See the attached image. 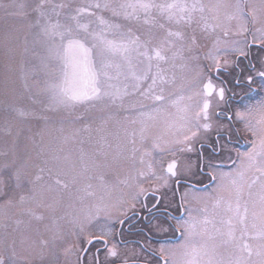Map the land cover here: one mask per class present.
Returning a JSON list of instances; mask_svg holds the SVG:
<instances>
[{
	"label": "snow or ice",
	"instance_id": "6c2138e0",
	"mask_svg": "<svg viewBox=\"0 0 264 264\" xmlns=\"http://www.w3.org/2000/svg\"><path fill=\"white\" fill-rule=\"evenodd\" d=\"M0 7L6 6L0 3ZM206 7L208 6L202 3V0H93L90 4L75 8L64 3H53L52 0H37L33 9L35 15L30 23L34 59L29 62L28 72L37 81L36 93L39 99L33 102L41 104L42 108L32 111L30 115L34 119H46L44 115L46 112L102 104L105 107L124 110L126 113L124 119L130 123L139 122L143 133L147 122L158 119L164 112L165 105L169 103L165 89L169 85H174L176 81L174 74L169 77L168 69L164 65L171 64L175 67L176 59H185L183 55L185 33L180 30V26L191 27L196 22L195 14L200 13L199 19L205 21L204 30L207 31L209 25L203 15ZM220 7L219 4L211 6L214 10ZM65 8L69 11L63 12ZM248 8L252 11L249 12ZM96 10L110 12L114 19H106L103 15H98ZM229 19H238L241 22V32L247 31L245 25L249 19L252 22L260 20L264 23V0H261L259 9L246 4V0H237ZM133 23L159 27L163 29L165 35L157 43L151 32L143 37L134 33L131 27ZM173 24L177 26V30H172L170 26ZM256 32L259 35L254 34L253 43L257 39L264 43V28L257 29ZM188 39L190 42L187 48L190 53L188 59L197 62L192 68L194 77L189 87L192 95L187 97L180 95L170 101L173 107L184 113L181 119L185 122L186 132L183 140L176 141L183 147L176 149L155 143L153 149H159L158 164L151 158V153L145 151L144 156L150 159L146 162L144 156L141 157L140 163L145 165V169L137 174L138 182L135 185L137 191L132 194V199L146 191L143 187L145 181H160L161 186L166 187L169 180H173V183L179 186L180 172L177 161L172 159L165 162L164 155L174 156L176 151H191L185 141L197 137L201 128L205 131L212 128L209 121L213 95L215 94L220 101L225 98L224 88H217L214 79L221 73L220 57L226 55L227 50H220L214 46L213 50L201 57L198 54L195 35ZM177 42H181V47L178 51H173ZM243 44L245 47L248 46L246 39ZM232 51L241 56L246 55L244 47H236ZM202 59L211 63L202 65L199 63ZM258 75L260 77L258 87L264 92V70ZM236 83L239 84L240 81L237 80ZM253 83L254 78L249 75L248 92L253 91ZM193 96L202 99L189 116L191 106L180 108V104L185 99L191 100ZM244 100L243 96L240 97L243 110H237L235 116L245 124V130L250 134L249 149L236 153L240 166L236 171V178L231 180L234 198L228 201H224L223 198L216 199V208L223 206L218 221L209 220L207 217L203 220L192 216L187 219L172 217L177 223L169 227L172 231L179 232L183 243L174 247L162 243L158 249L160 264H264V183L261 184L258 194V211L257 201H251V224L248 222L249 203L242 200L247 173L255 170L264 176V98L256 105H247ZM145 101L153 103L148 105ZM253 111L260 114V119L256 123L248 119ZM25 115L28 114L19 112V116ZM132 115H135L136 119H131ZM200 120L205 123L201 124ZM141 139H144L143 135ZM131 142L135 144L134 139ZM132 151L135 154L137 149L133 148ZM13 163L8 161L0 163V174L5 169H11L10 177L14 180V184L5 191V181L0 175V196L5 197L8 203H11L9 192L24 187L21 182L22 171L14 167ZM43 171L42 168L41 172ZM186 171L190 172L191 167L189 166ZM230 175L222 174L219 189L224 188V177ZM210 178L216 180L215 175ZM40 179L41 176H36V180ZM257 179L260 177L253 179L247 187L251 189ZM54 183L61 185L62 181L56 178ZM27 191L32 193L33 198L43 194V189H38L34 182L29 183ZM190 193L192 198H196L195 191L190 189L180 198L181 206ZM251 195L249 191V196ZM25 199L23 195L19 197L21 203ZM99 213L98 207L95 214H89L90 227L87 232L83 226L80 228L88 245H98L97 254H94L93 260L87 264H98L100 247L105 248L111 257L118 255L116 243H110L113 231L106 219L99 218ZM210 224L212 229L209 239L214 243L197 242L195 237L209 234ZM159 230L166 232L168 229L160 226ZM217 240L218 244L215 243ZM218 248H224L225 253L218 252ZM80 260L78 256L77 264H80ZM0 264H4L3 259H0Z\"/></svg>",
	"mask_w": 264,
	"mask_h": 264
},
{
	"label": "rangeland",
	"instance_id": "374dc122",
	"mask_svg": "<svg viewBox=\"0 0 264 264\" xmlns=\"http://www.w3.org/2000/svg\"><path fill=\"white\" fill-rule=\"evenodd\" d=\"M86 1L90 3L93 0H52L53 3H64L71 5L73 8L75 5L85 6ZM207 5L206 10L209 15L212 16V22L210 28L206 33H200L195 36L198 48V54L203 56L204 53L213 50L214 46L220 50H227L225 56H231L232 49L236 47H242L240 42L234 38L230 33L227 36L220 35L222 30L226 26H234L238 36L244 35L240 31L241 22L238 19H229V16L234 11V5L237 0H202ZM0 3L6 7H0V163L8 161L13 163L14 167L20 168L22 171V184L23 188L16 190L15 192H9L11 203H8L5 197L0 196V218H6L8 222H12L11 218L14 217L17 210L37 207V204L42 203L46 209V213L50 211V207L54 205H65L68 202L78 201L70 193L60 194L62 190L61 185L54 183L55 176L59 179L67 180V187L69 180L72 179L73 173L78 176L79 183L76 185H82L89 183V199L85 200L89 205V212L84 216L85 232L90 227L88 216L89 214H95L97 208H100L99 218L101 220H107L108 225L111 227L115 221L121 216L125 215L129 208V203L134 202L140 204L141 195L132 199V194L137 191L135 188L137 180V174L139 169V161L137 157H133V161L130 150H127V156H120L117 154L115 148H101V154L97 156L96 160L91 164L87 161V156L80 154L79 150L82 149L84 144H81V134L84 130L100 128L110 129L115 137L114 146L118 143L121 146L127 140H135V144H132V149L139 146V153L144 154L145 151L151 153V158L159 161V149H153L155 143H160L166 147L179 149L183 147L182 144L176 143L178 140H183L185 135L186 127L185 122L181 119L184 115L177 107H173L170 103L172 99L184 95L185 97L192 95L189 91L190 84L193 81L194 72L192 71L193 66L197 63L188 59L190 53L187 48L190 46L188 37L192 34H187L185 29L180 28L185 33V40L183 45L185 48V59H179L176 61L178 67L175 70L176 81L174 85H171L165 91V96L169 103L165 105L164 112L160 117L154 121H148L146 129L141 131V124L130 123L124 119V110H118L112 107H105L102 104L95 106L86 107L78 106L74 110H60L55 112H46V119H34L28 117L15 116L12 117V113L7 114L6 110L12 112V107L20 105L24 107H34L35 105L30 103L29 95L30 91L25 90L27 85L33 92L36 93L37 81L33 79L32 75L28 72L29 62L34 59L32 53V35L30 33V23L35 15L33 9L37 3V0H0ZM219 4V9H212V5ZM246 4L254 5L257 9L261 6V0H246ZM249 12L251 8L247 9ZM69 11L65 8L63 12ZM97 14L103 15L100 10H96ZM104 16V15H103ZM105 17V16H104ZM108 19V17H105ZM63 19V15L61 16ZM94 19V18H92ZM162 22V21H161ZM217 26V28H213ZM247 31L251 35L256 36L259 33L257 29L264 28V23L260 20L252 22L250 19L245 25ZM134 33L140 34L142 37L146 36L149 32L156 38L158 43L165 35L163 29L159 27H152L145 24L131 25ZM172 30H177L170 26ZM204 28V27H203ZM230 30V29H228ZM215 34L219 35L214 39L213 44H219L216 46L212 44V36ZM174 39V38H173ZM207 45V46H206ZM201 46V47H200ZM205 46V47H204ZM181 42L176 43L174 50H179ZM202 49H200V48ZM27 49V51H26ZM203 59L199 61L203 65ZM23 74V76H22ZM35 97L37 95H34ZM198 96H193L191 100L185 99L181 101L180 108L185 106H191L188 115L190 116L192 109L199 104L197 102ZM152 101H145L146 104L150 105ZM260 101L257 102V104ZM153 103V102H152ZM256 105V104H255ZM40 106H42L40 104ZM136 119L135 115L130 117ZM248 119L253 123H256L260 119V114L256 111L248 116ZM85 127H88L85 129ZM120 132L121 136L118 133ZM117 135V137H116ZM143 135L144 139H141ZM34 142H37L36 144ZM187 141H185L186 143ZM112 148V149H111ZM42 150L43 155L41 158L38 156ZM247 150H244L245 152ZM183 152V151H182ZM181 151H176L175 155L166 154L164 155V161L167 162L172 158L182 154ZM7 153V156H5ZM136 153V154H137ZM132 162V163H131ZM239 161L237 164L228 171L214 170L216 175V183L207 191H195V197H187L189 203H191L190 216L203 220L204 215L208 219L211 217V211L209 205L218 199L223 198L224 201H228L234 198V186L231 184V180L236 178L235 174L239 168ZM44 169L41 172V169ZM158 171V168H157ZM11 169H5L2 177L5 181V191H8L14 180L10 177ZM258 173L255 170L248 172L244 180V194L242 197L243 201H247L250 207L249 213V224L252 222L251 216V201H257V211L259 210L258 194L260 186L264 183V176L257 174L260 179H257L256 183L252 185L251 189L247 187L250 184V176ZM222 174H231L225 176L223 180L224 188L219 189L221 184ZM36 176H41L42 179L36 180ZM89 177V178H88ZM127 178L126 185L123 186L120 182ZM34 182L36 187H43V194L37 195L35 198L32 197V193L27 191L29 183ZM252 182V181H251ZM152 181H145L143 187L146 188ZM155 187L159 189H165L161 186L160 181H155ZM167 187V186H166ZM65 188V187H63ZM68 191V189L66 190ZM251 192V197L249 196ZM23 195L26 197L23 203L20 202L19 197ZM194 201L202 202V206L206 207L205 213L193 207ZM199 207V206H198ZM223 207V206H222ZM221 207V208H222ZM48 210V211H47ZM53 211V209H52ZM222 211V210H221ZM49 214V213H48ZM50 218V217H49ZM76 216H72L64 220L60 224H54L53 222H46L43 233L49 236H54L55 232L59 235L70 240V231L77 230ZM96 221H92L95 223ZM209 226V225H208ZM239 235V232H237ZM36 233L29 235V243L24 246L27 258L25 262L32 261L31 252H33L39 243L35 239ZM208 235L195 237L197 242L207 241L209 244L214 243L210 239L208 241ZM32 239V240H31ZM43 241V239H42ZM251 242V241H250ZM183 243V241L181 242ZM180 243V244H181ZM219 243V241H215ZM178 245V244H177ZM176 246V245H171ZM160 248V246H158ZM3 249H5L3 247ZM218 252L225 253L224 248H218ZM179 259V255H177ZM13 262L12 259L10 263Z\"/></svg>",
	"mask_w": 264,
	"mask_h": 264
},
{
	"label": "flooded vegetation",
	"instance_id": "af4514ba",
	"mask_svg": "<svg viewBox=\"0 0 264 264\" xmlns=\"http://www.w3.org/2000/svg\"><path fill=\"white\" fill-rule=\"evenodd\" d=\"M83 4L89 3L86 1ZM209 17L212 22V16L209 15ZM213 28H217V26H213ZM235 28L226 26L220 35L227 36L230 33L234 36L244 47L246 55L241 56L239 53L231 51V56L222 55L220 57L221 73L218 78L214 79V83L217 88H224L225 98L220 101L215 94L213 95L209 121L212 124L211 130L205 131L201 128L197 137L186 142L191 151L185 150L181 155L172 158L178 164L179 186L177 187L173 180H169L168 186L164 187L166 190H161L155 187V181H152L145 188L146 191L141 194L140 204L130 202L127 213L111 226L113 236L110 238V243H116L118 255L111 257L105 248L100 247L98 264H160L158 246H161L162 243L168 246L177 245L183 241L179 232H174L169 227V225L175 226L177 223V220L172 217L187 219L192 214L190 211L192 206L187 197L183 206L180 205V198L183 194L189 192L190 189L196 192L209 190L217 180L216 178L213 181L210 178L215 175L214 170L228 171L232 169L238 162L237 151L243 152L249 149L250 134L245 130V124L236 118L235 112L243 110L240 103L242 96L247 105H255L264 98V92H261L258 87L260 80L258 73L264 70V43L258 39L253 43L254 36L250 31L243 32L244 35L238 36ZM226 31L227 35H225ZM218 36L217 34L212 36V44ZM245 39L248 44L246 47L243 44ZM202 62L203 64L211 63L207 60ZM213 74L215 75V73ZM249 75L254 78L253 91L251 92H248L247 87ZM237 80L240 81L239 84L236 83ZM201 99L198 97L197 102H201ZM199 122L205 123L203 120ZM135 149L137 151L130 156L131 161L136 155V160L140 164L139 169L144 170L145 165L140 163L144 154H138L139 146H136ZM144 159L148 162L150 158L144 156ZM209 165L215 167H209ZM189 166L191 167L190 172L186 171ZM257 174L260 173L250 176V184L253 179L258 177ZM56 178L58 176H55ZM60 180L62 181L60 194L70 193L78 201L68 202L61 207L56 204L50 207V211L47 210L49 214H45L46 209L42 203L37 204V207L17 210L10 223L6 218H0V259L4 260V264H31V262H25L27 256L24 252V246L29 243L31 233H36L35 239L39 243V246L30 255L34 264H77L78 256L81 258L80 264H87L93 260L94 254H97L98 245H88L84 234L80 232V228L85 222L84 216L89 212V205L85 201L89 199V183L83 181L82 185H76L75 183H79V180L74 173L68 182V187L63 188V185L67 184V180ZM126 182L127 178L120 183L125 186ZM67 189L68 191H66ZM157 201L159 202L157 203ZM201 204L200 201H194L193 207L205 213L206 207ZM209 207L211 211L209 220L218 221L222 214V208H216V200ZM69 216L77 217V221H75L77 230L70 231V240H66L58 232L47 238V235L43 233L46 222L60 224ZM160 226L168 230L162 232L159 230ZM208 228L207 239L210 241L212 225L210 224ZM81 249H87V251H81ZM11 259L13 262L10 263Z\"/></svg>",
	"mask_w": 264,
	"mask_h": 264
},
{
	"label": "trees",
	"instance_id": "16d2710c",
	"mask_svg": "<svg viewBox=\"0 0 264 264\" xmlns=\"http://www.w3.org/2000/svg\"><path fill=\"white\" fill-rule=\"evenodd\" d=\"M88 3L90 4V2L88 1ZM203 3V2H202ZM101 13L105 16V17H108V19H114L111 17V13L110 12H107V11H101ZM100 15V14H98ZM200 13H196L195 14V20L196 22L192 24L191 27H184L183 25L180 26V28L182 29H185L187 34H192V32H197L196 34H192V35H195V36H198L200 33H206V31L204 30V23L205 21H201L199 19L200 17ZM203 15L205 16L206 18V21H207V24L211 25V21H210V17H209V14L207 13V10L205 9V12L203 13ZM121 23H123L122 21H120ZM163 22V21H162ZM172 27L174 28H177L176 25H171ZM210 28V26H209ZM31 32L32 30H30V33L29 36H31ZM173 51H178L177 49ZM185 54V51L183 52V55ZM168 55L170 56L171 55V52L168 53ZM179 60L176 59L174 61L175 63V67H172L171 64H168V65H164V67L166 69H168V75L169 77H171L173 74L175 75L176 77V73H175V70H177V63L176 61ZM171 85L167 86L165 91L167 90V88H169ZM26 87V86H25ZM26 91H30L31 94L28 96L29 99H30V103L34 104L35 106L34 107H24L22 108L20 105H15L14 107H12V112H9V110L7 109L6 110V113L9 114V113H12V117H15V116H19V112L23 111L24 113L28 114V115H25L23 117H28V118H33L30 113L34 110H39L42 108V106H40L39 103H34L33 101L34 100H38L39 97L38 96H34V95H37L35 94V92H33L30 88L26 87L25 88ZM45 115V114H44ZM47 117V115H45ZM21 117V116H20ZM88 127H85V129H87ZM118 135V137H117ZM116 135L117 138H119V135L121 136L120 132ZM81 144H84V146L86 147H83L82 149L79 150L80 154H83L86 155L88 158H87V161L90 162L91 164L96 160L97 156H99V154H101V148L104 147V148H109L112 147L113 149L115 148L116 152L118 155L124 157V156H127V150H130L129 153L133 152L132 151V140H127L125 141L124 143L121 144V146H118V143L114 146V142H115V137H113V132L110 130V129H100V128H90L88 129L86 132L83 130L82 131V134H81ZM35 144L37 142H34ZM111 148V149H112ZM41 152L38 153V156L41 158V156L43 155V151L40 150ZM132 155V153H131Z\"/></svg>",
	"mask_w": 264,
	"mask_h": 264
}]
</instances>
